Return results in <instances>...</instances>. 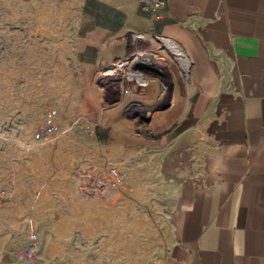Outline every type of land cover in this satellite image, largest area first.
I'll return each mask as SVG.
<instances>
[{
	"label": "crops",
	"instance_id": "1",
	"mask_svg": "<svg viewBox=\"0 0 264 264\" xmlns=\"http://www.w3.org/2000/svg\"><path fill=\"white\" fill-rule=\"evenodd\" d=\"M87 4L79 84L99 140L173 169L159 264H264V0H166L159 17L137 0ZM135 55L146 86L101 90L97 75ZM17 254L0 233V264H66Z\"/></svg>",
	"mask_w": 264,
	"mask_h": 264
},
{
	"label": "rangeland",
	"instance_id": "2",
	"mask_svg": "<svg viewBox=\"0 0 264 264\" xmlns=\"http://www.w3.org/2000/svg\"><path fill=\"white\" fill-rule=\"evenodd\" d=\"M87 1L0 0V233L18 256L35 241L31 258L159 264L173 169L153 149L99 140L79 84ZM103 73L101 90H115Z\"/></svg>",
	"mask_w": 264,
	"mask_h": 264
},
{
	"label": "built area",
	"instance_id": "3",
	"mask_svg": "<svg viewBox=\"0 0 264 264\" xmlns=\"http://www.w3.org/2000/svg\"><path fill=\"white\" fill-rule=\"evenodd\" d=\"M139 5L146 11L150 12L153 17H159L166 6V0H137ZM119 72L116 78H111L106 74ZM121 72H124V76ZM105 76V88H119L120 85L124 88H130L133 85H139L141 87L146 86L147 79L144 74L143 62H141L140 56L135 55L131 57H125L114 60L112 66L103 73ZM114 76V75H113ZM118 77V79H117ZM128 82V83H127ZM121 183L119 177L113 178L109 181V185L112 188H116ZM33 235V239H35ZM36 248V242H32L29 248L28 255H32L33 249ZM30 256L26 258H31Z\"/></svg>",
	"mask_w": 264,
	"mask_h": 264
},
{
	"label": "bare ground",
	"instance_id": "4",
	"mask_svg": "<svg viewBox=\"0 0 264 264\" xmlns=\"http://www.w3.org/2000/svg\"><path fill=\"white\" fill-rule=\"evenodd\" d=\"M162 43L167 49H169L172 52V54H174L180 60V62H182V63L185 62L184 56L179 51V49L175 45H173V43H170L167 41H163ZM111 74L115 75L114 73H108L106 75L110 76ZM117 79H118V77H117Z\"/></svg>",
	"mask_w": 264,
	"mask_h": 264
}]
</instances>
